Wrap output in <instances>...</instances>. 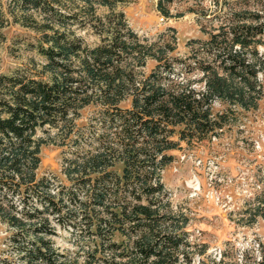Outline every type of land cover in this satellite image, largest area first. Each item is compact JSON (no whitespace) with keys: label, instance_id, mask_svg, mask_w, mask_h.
<instances>
[{"label":"trees","instance_id":"16d2710c","mask_svg":"<svg viewBox=\"0 0 264 264\" xmlns=\"http://www.w3.org/2000/svg\"><path fill=\"white\" fill-rule=\"evenodd\" d=\"M74 1L0 2V45L10 22L20 23L38 34L42 57L0 73V223L12 253L0 264H192L188 217L170 207L161 172L181 142L217 136L264 101V0H192L187 10L206 37L190 38L184 56L173 34L140 36L114 0ZM175 1L157 0V10L174 16ZM97 5L110 11L97 16ZM85 27L98 43L78 34ZM51 141L64 148L67 183L38 174ZM260 183L249 223L264 219V176ZM57 227L83 240L82 254L59 250ZM252 264H264V253Z\"/></svg>","mask_w":264,"mask_h":264},{"label":"rangeland","instance_id":"374dc122","mask_svg":"<svg viewBox=\"0 0 264 264\" xmlns=\"http://www.w3.org/2000/svg\"><path fill=\"white\" fill-rule=\"evenodd\" d=\"M8 1L0 0L3 7ZM73 4L82 6L84 2L75 0ZM113 4L115 11H122L129 26L140 36L169 40L173 34L175 55L187 54L186 43L190 38L206 37L198 16L187 10L192 0H177L169 5L174 15L171 17L157 10V0H114ZM109 11L106 6L96 7L97 16ZM169 27L175 31H170ZM76 30L88 44L99 42L93 29ZM4 35L5 40L0 45V73L21 67L30 58L36 62L42 60L34 49L38 34L31 28L10 22ZM260 51L264 52L263 46ZM154 65L155 62L149 60L144 70L148 72ZM194 77L198 78V74L193 73L191 78ZM214 109L222 110L223 105L214 102ZM93 111L92 106L84 108L77 123H87ZM54 132L52 129L51 135ZM63 149L54 141L41 147L39 175H56L58 180L67 183L61 172ZM263 176L264 101L256 109L239 111L236 119L217 136L192 144L181 142L173 151V161L164 167L161 179L170 207L188 217L185 226L188 241L196 244L192 264H198L199 259L203 264H211V260L220 258L233 264H252L262 256L264 219L249 223L245 210L253 206ZM10 233L11 230L0 223V258L12 254L8 243ZM75 235L71 230L57 227L52 240L63 252L82 254L83 240Z\"/></svg>","mask_w":264,"mask_h":264}]
</instances>
